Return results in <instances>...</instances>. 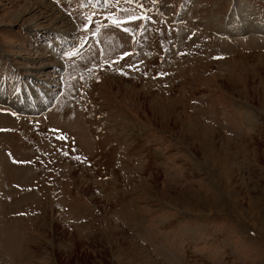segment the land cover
<instances>
[{
    "label": "rangeland",
    "instance_id": "rangeland-1",
    "mask_svg": "<svg viewBox=\"0 0 264 264\" xmlns=\"http://www.w3.org/2000/svg\"><path fill=\"white\" fill-rule=\"evenodd\" d=\"M2 91L0 264H264V0H0Z\"/></svg>",
    "mask_w": 264,
    "mask_h": 264
},
{
    "label": "snow or ice",
    "instance_id": "snow-or-ice-1",
    "mask_svg": "<svg viewBox=\"0 0 264 264\" xmlns=\"http://www.w3.org/2000/svg\"><path fill=\"white\" fill-rule=\"evenodd\" d=\"M132 19L134 20V19H138V17H132Z\"/></svg>",
    "mask_w": 264,
    "mask_h": 264
}]
</instances>
